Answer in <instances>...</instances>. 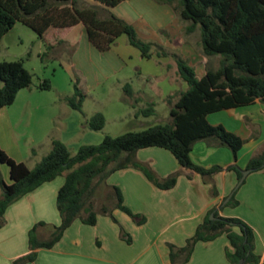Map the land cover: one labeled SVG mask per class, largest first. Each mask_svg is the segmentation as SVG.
<instances>
[{
  "label": "trees",
  "instance_id": "obj_1",
  "mask_svg": "<svg viewBox=\"0 0 264 264\" xmlns=\"http://www.w3.org/2000/svg\"><path fill=\"white\" fill-rule=\"evenodd\" d=\"M94 1L100 4L90 0H0V43L17 22L34 29L41 39H45L50 28H65L83 22L91 41L101 51L110 49L121 35H127L143 57L153 56V43L140 38L132 23L111 10L126 0ZM159 1L177 3L176 11L190 21L187 31L191 33L200 29L203 51L207 55H221L220 66L207 69L198 76L192 65L178 59V74L187 83V88L169 96L171 119L168 123L117 136L106 135L100 144L81 146L76 155H72L65 142L54 139L51 151L33 168L15 161L0 146V162L9 165L11 179L7 183L0 173V228L5 225L6 210L13 202L60 175L66 178L57 196L61 223L51 225L48 239H41L38 232L50 224L46 221L35 223L29 231L30 251L15 258L11 264H36L38 250L54 247L77 218L94 225L98 216L104 214L119 223L114 210L121 209L136 223H146L147 217L125 204L121 188L109 185L108 177L119 169L134 167L143 171L158 187L170 189L177 184L180 172L161 178L150 164L137 158V151L141 148L158 146L170 150L183 168L201 174L206 182L212 183L213 195L218 194L214 176L224 169L236 171L239 183L224 206L239 204L236 194L246 181L245 178L240 183L244 170L264 169V148L256 151L245 167L237 164L239 151L251 137L257 138L259 131L246 135L208 119L211 113L251 105L258 100L264 104V0ZM48 47L53 49L55 45L48 44ZM47 53L41 55L43 61ZM0 80L3 82L0 87L1 110L15 102L20 90L32 86L34 74L25 67L23 59L4 60L0 62ZM37 86L41 90H50L52 83L45 78ZM124 91L126 95H132L130 82L124 85ZM87 97L77 77L74 92L64 100L72 109L83 112ZM155 113L154 104H150L137 110L134 119ZM106 121L105 114L98 111L86 120V125L93 130H102ZM200 140L230 148L235 162L226 168L222 165L206 167L194 162L191 152ZM223 234L230 240L226 256L231 264L260 263L261 256L255 252L253 227L242 218L222 216L213 208L185 245L169 243L171 264H186L199 241H211ZM121 237L128 243L132 241L122 225Z\"/></svg>",
  "mask_w": 264,
  "mask_h": 264
},
{
  "label": "crops",
  "instance_id": "obj_2",
  "mask_svg": "<svg viewBox=\"0 0 264 264\" xmlns=\"http://www.w3.org/2000/svg\"><path fill=\"white\" fill-rule=\"evenodd\" d=\"M163 8L164 4L157 0H126L111 10L132 23L140 38L152 42L159 40L156 33L162 29L166 17ZM153 12L157 20L152 18ZM45 40L55 45L54 48L61 46L56 57L63 58L72 77L75 79L78 76L88 97L92 95L97 101L102 99V94L96 93L100 86L132 66L133 58L139 62L144 59L140 50L130 43L126 35L118 37L110 49L101 51L91 41L83 22L65 28H50L45 34ZM132 69L134 74L126 73L123 78H117L121 92L118 97L131 106V111H128L131 116H135V112L145 108L147 104L155 105L157 96L169 103V96H175L177 92L187 88L178 72L175 77H171V81H177L181 90H176L172 85L168 89H161L157 81L158 74L146 73L143 68L135 65ZM134 76L149 84L151 90L136 87L132 79ZM128 82H133V93L126 96L122 90ZM2 85L0 80V87ZM26 89L32 91L31 87L24 88L17 97ZM58 93L63 100L64 93ZM40 107L35 106V110L39 111ZM62 109L67 113L69 111L65 110V106ZM100 111L106 116L104 111ZM222 111L228 114L211 113L208 116L210 122L223 123L228 129L246 135L259 131V136L251 137L238 153L237 164L245 167L252 155L264 144V104L258 100L251 105L217 112ZM123 116H120L121 119ZM26 132L18 131V125L8 106L0 110V146L15 161L24 162L28 166L26 160L31 157V152H25L20 146V135L27 138ZM45 134L51 143L54 139L63 140L59 131L49 130ZM191 157L194 162L206 167L222 165L226 168L235 162L230 148L214 145L207 140L195 143ZM137 158L150 164L161 178L180 172L177 184L170 189L158 187L143 171L134 167L119 169L108 177L107 183L121 188L125 204L134 212L145 215L146 223H136L121 209L114 210L119 223L104 214L98 216L94 225L77 218L54 247L38 250L36 264H171L169 243L185 245L213 208L222 216L242 218L253 227L255 252L261 256L259 264H264V170L247 175L236 194L239 204L232 207L224 204L239 183L236 171L224 169L214 176L218 194L213 195L212 183L206 182L201 174L183 168L175 155L166 148H141L137 151ZM2 176L7 183L11 182L10 174L9 178L4 174ZM65 179V175H60L45 182L7 208L6 223L0 228V264H11L15 258L30 251L29 231L35 223H61L57 196ZM121 225L132 237L131 243L121 237ZM44 229L40 228L39 233ZM227 246H230V240L226 234L211 241H199L192 258L186 264H231L226 256Z\"/></svg>",
  "mask_w": 264,
  "mask_h": 264
},
{
  "label": "rangeland",
  "instance_id": "obj_3",
  "mask_svg": "<svg viewBox=\"0 0 264 264\" xmlns=\"http://www.w3.org/2000/svg\"><path fill=\"white\" fill-rule=\"evenodd\" d=\"M159 3L164 4L163 10L166 11V17L163 20L162 29L156 33L159 40L152 41L153 56L151 58L144 57L142 62L133 58L132 66L141 67L146 73L158 74L157 81L161 89H168L172 85L176 90H181V85L177 81H171V77H175L178 72L177 61L179 58L192 65L200 76L207 69L218 68L222 57L221 55L205 54L201 44L200 29L197 28L191 33L187 31L190 21L183 19L176 11L177 3L169 4L161 1ZM152 15V18L157 20L154 12ZM48 44L50 43L41 39L34 29L22 22H17L0 43V62L23 59L25 67L34 74L32 91L26 89L14 103L8 105L11 115L18 125V131H27V138L20 135V146L25 152L28 153V150L31 152V157L26 160L30 168L35 167L51 151L52 143L45 137V133L49 130L59 131L60 136L63 137L61 140L68 145L72 155H76L81 146L100 144L106 135L117 136L127 131L143 130L151 125L170 121V105L158 96L157 103L154 105L155 114L148 117L141 116L138 119H134V116L128 114V111H131V106L119 99L118 96H121V92L117 85V78H123L126 73L134 74L132 66L96 90V93L102 94L100 101L95 100L91 95L84 102L83 112L72 109L66 101H63L64 96L63 100L59 98L58 92H63L65 96L71 95L74 92V81L78 76L75 75L74 79L67 64L63 62V58L56 57L57 50L61 46L57 45L56 48L49 49ZM44 52H48L45 61L41 58ZM45 78L51 80L52 88L50 90H41L37 86ZM132 79H134L136 87L146 91L151 90L149 84L143 83L136 76ZM184 84L186 87L185 81ZM37 105L41 106L39 111L35 110ZM62 106H65V110H69L68 113L63 111ZM100 110L106 113V125L102 130H93L86 125V120ZM220 113L228 114L226 111L214 114ZM121 115H124L123 119H121ZM263 148L264 144L259 149ZM0 173L9 178L7 163L0 162ZM237 185L228 197L232 195ZM41 228L45 229L41 233L38 232L40 238L48 239L52 232L51 224Z\"/></svg>",
  "mask_w": 264,
  "mask_h": 264
},
{
  "label": "water",
  "instance_id": "obj_4",
  "mask_svg": "<svg viewBox=\"0 0 264 264\" xmlns=\"http://www.w3.org/2000/svg\"><path fill=\"white\" fill-rule=\"evenodd\" d=\"M251 172V170L250 169H246V170H244V172H243V177H242V179L240 180V183L247 177V175L249 174ZM231 197V196H230ZM230 197H228L227 199H226V201H228L229 199H230ZM211 217L213 218L214 217V213H212L211 214Z\"/></svg>",
  "mask_w": 264,
  "mask_h": 264
}]
</instances>
